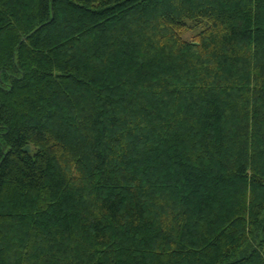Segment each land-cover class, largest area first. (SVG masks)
Here are the masks:
<instances>
[{
	"label": "trees",
	"instance_id": "trees-1",
	"mask_svg": "<svg viewBox=\"0 0 264 264\" xmlns=\"http://www.w3.org/2000/svg\"><path fill=\"white\" fill-rule=\"evenodd\" d=\"M0 264H264V0H0Z\"/></svg>",
	"mask_w": 264,
	"mask_h": 264
},
{
	"label": "rangeland",
	"instance_id": "rangeland-1",
	"mask_svg": "<svg viewBox=\"0 0 264 264\" xmlns=\"http://www.w3.org/2000/svg\"><path fill=\"white\" fill-rule=\"evenodd\" d=\"M192 33H187L186 35H185V38H187V39H190L191 37H192Z\"/></svg>",
	"mask_w": 264,
	"mask_h": 264
}]
</instances>
